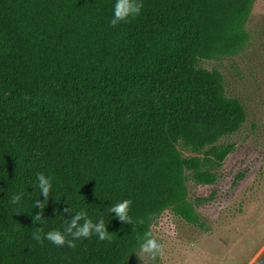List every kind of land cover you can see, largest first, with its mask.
I'll use <instances>...</instances> for the list:
<instances>
[{
	"label": "trees",
	"instance_id": "trees-1",
	"mask_svg": "<svg viewBox=\"0 0 264 264\" xmlns=\"http://www.w3.org/2000/svg\"><path fill=\"white\" fill-rule=\"evenodd\" d=\"M114 2L0 0V264H129L151 218L198 224L187 178L215 184L234 149L220 142L245 109L200 63L241 50L253 0H141L111 27ZM37 173L51 178L47 201ZM122 200L127 223L108 212ZM79 211L110 238H32Z\"/></svg>",
	"mask_w": 264,
	"mask_h": 264
},
{
	"label": "rangeland",
	"instance_id": "rangeland-1",
	"mask_svg": "<svg viewBox=\"0 0 264 264\" xmlns=\"http://www.w3.org/2000/svg\"><path fill=\"white\" fill-rule=\"evenodd\" d=\"M247 42L236 54L201 61L223 76L228 95L246 120L220 143H233L213 185L185 183L198 224L166 210L151 218L149 235L161 246L153 259L134 254L129 264H264V0H253ZM184 158L195 156L179 148ZM202 200V203H196Z\"/></svg>",
	"mask_w": 264,
	"mask_h": 264
},
{
	"label": "clouds",
	"instance_id": "clouds-1",
	"mask_svg": "<svg viewBox=\"0 0 264 264\" xmlns=\"http://www.w3.org/2000/svg\"><path fill=\"white\" fill-rule=\"evenodd\" d=\"M143 7L141 0H115L112 7V17L109 20V25L111 27H115L120 21H126L129 17H134L140 14L141 8ZM37 184L35 185L36 189H38V195H42L45 197V201H47L50 189H51V178L46 177L42 173L36 174ZM22 193L17 192L16 194H12L9 198V203L12 205H19L22 199ZM45 201L41 203L37 196L32 201L33 208H40V212L37 213L36 216L32 217L33 223H43L40 221V215L42 214V206ZM130 200H122L114 205H111L108 208L109 213H115V217L120 221L127 223L129 222L128 217V208L130 205ZM81 221H83L81 223ZM96 235L99 240H105L106 238H110L109 234L105 230V223L103 220H98L97 223L93 224L91 219L86 217V213L84 211L76 212L71 216V219L66 221L63 226V230L53 229L47 232H43V230L36 229L33 233V239L37 242L44 240L49 241L52 245L60 247L67 243L68 247L74 246V241L79 238H88L90 235ZM71 237V239H67ZM160 245L158 242L153 239L149 233L145 232L143 237L137 241V247L134 250V253L145 255L148 259H153L160 251Z\"/></svg>",
	"mask_w": 264,
	"mask_h": 264
}]
</instances>
